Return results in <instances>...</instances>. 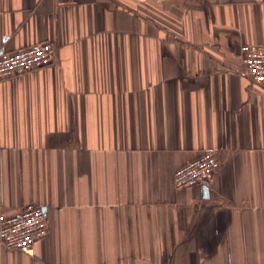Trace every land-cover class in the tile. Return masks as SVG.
Masks as SVG:
<instances>
[{
  "label": "crops",
  "instance_id": "obj_1",
  "mask_svg": "<svg viewBox=\"0 0 264 264\" xmlns=\"http://www.w3.org/2000/svg\"><path fill=\"white\" fill-rule=\"evenodd\" d=\"M47 41L0 76V224L36 203L48 232L0 264H264V0H0V54Z\"/></svg>",
  "mask_w": 264,
  "mask_h": 264
},
{
  "label": "built area",
  "instance_id": "obj_2",
  "mask_svg": "<svg viewBox=\"0 0 264 264\" xmlns=\"http://www.w3.org/2000/svg\"><path fill=\"white\" fill-rule=\"evenodd\" d=\"M243 71L256 83L264 84V44H242ZM55 60L52 42L20 46L14 51L0 54V76L10 77L48 66ZM221 160L212 150L203 151L191 162L179 167L174 174L178 189L208 184L220 168ZM48 217L44 206L27 203L21 209L2 219L0 243L8 249L34 253L35 242L48 232Z\"/></svg>",
  "mask_w": 264,
  "mask_h": 264
},
{
  "label": "water",
  "instance_id": "obj_3",
  "mask_svg": "<svg viewBox=\"0 0 264 264\" xmlns=\"http://www.w3.org/2000/svg\"><path fill=\"white\" fill-rule=\"evenodd\" d=\"M205 192H207V190L205 189Z\"/></svg>",
  "mask_w": 264,
  "mask_h": 264
}]
</instances>
